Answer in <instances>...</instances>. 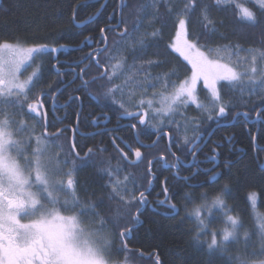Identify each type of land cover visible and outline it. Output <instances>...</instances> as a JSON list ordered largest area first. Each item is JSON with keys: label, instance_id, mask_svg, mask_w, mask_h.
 I'll use <instances>...</instances> for the list:
<instances>
[{"label": "snow or ice", "instance_id": "obj_1", "mask_svg": "<svg viewBox=\"0 0 264 264\" xmlns=\"http://www.w3.org/2000/svg\"><path fill=\"white\" fill-rule=\"evenodd\" d=\"M161 3L165 7V13L159 11ZM248 3L253 7H248L239 0H214V6L222 10L231 6L238 22L252 28H259L262 20L257 12L264 17V0H248ZM180 4L182 7L179 6ZM103 7L104 5H101V8ZM126 7L128 5L121 0V19L116 27L100 28L102 47L81 57L79 61L69 65L65 71H61V67L58 66L61 62L58 56L54 55L67 50L63 44L21 47L8 41L0 42V264H108L105 254L109 252L111 237L116 235L121 238V248L118 251H124L127 249L126 238L133 227L142 223L140 217L149 203L148 196L157 179L153 170L156 164L166 170L174 169V179L182 180L190 189L203 188L205 184H218L224 171H217V168L222 167L230 171L232 166V161L221 159L220 150L224 147V143L213 144L209 150L210 155L205 157V161L199 160L198 156L203 152V147L207 146L206 136L211 135L202 126L204 122L207 121L209 128L212 125L217 128L223 127L227 123L230 112L237 107L232 98L225 99L222 94L223 88L237 93L240 104L245 108L250 98L256 95L258 97L256 106L237 112L236 116L243 117L247 124H264V66L258 67V62L264 65V48L248 49L250 60L245 59L243 65L239 59L235 63L232 61V54L245 50L242 47L225 44L213 48L211 37L217 33V21L211 16L209 5L203 4L202 0H145L144 3L133 8L134 19L131 21V28L129 21L123 15V9ZM197 10L200 13L202 32L194 35L190 33L189 26L191 17ZM147 16L151 17L150 24L155 21L160 23L161 27L154 29L151 33H141L139 38L133 41V33H140ZM75 18L74 9L73 21ZM92 19L93 17H89L88 22ZM169 22L175 31L168 48L191 65V76L183 80H179V77L177 81L171 80V76L177 75L175 69L152 76L144 69L143 63L139 66L136 63L147 54L144 37L150 36L153 39L159 37ZM110 31L117 34V39L113 41L111 47L108 45L107 35ZM262 37H264V31H262ZM201 39L205 40L204 44L200 43ZM85 43L91 44L92 41L86 38ZM126 52L132 55V65H127L126 57L123 55ZM223 52H228L230 55L225 58L222 55ZM102 54L105 62L98 58ZM45 55L52 56L55 61L51 67L57 77L71 74L73 79L67 82L63 79L53 81L47 85V89L41 88L40 91L34 92L43 80L42 65H37L25 79L20 77L23 71L32 67V63L37 58ZM113 60L116 62L112 63ZM93 63L98 69V74L90 77L89 69ZM146 63L151 67L158 66L161 62L148 60ZM241 66L243 71L238 70ZM132 69L136 70L132 71ZM121 76L124 77L123 81L116 83L115 81ZM76 79L80 80V84L75 91L87 93L102 107L101 114L93 117L91 121L93 126L101 128L103 125V132H116L120 130V121H128L126 127L132 129L130 142L115 136L111 140L121 160L130 167H139L146 161V167L140 176V180H146V184L139 183L132 173L124 175L123 180L113 179V173L122 171L119 167L101 169V173L109 178L103 185L105 188H110L109 199L119 201L113 218L114 233H99L81 227L77 215H62L56 207L59 203V193L70 194L71 204L74 207L80 205L77 197L79 181L74 179V175L91 163L96 151H106L104 148H88L82 158L76 151L77 145L73 136L70 152L74 159L69 161L65 156L61 161L59 157L54 158L49 153V145L59 139L67 129H57L51 134L47 132V110L44 98L51 97L53 108L57 107L56 97L65 90L63 86L66 84L67 87H71ZM98 80L106 81L105 84L100 85L104 91L100 94L89 92L91 85L96 84ZM201 82L207 93L206 103L200 100L198 94V86ZM158 84L163 91L152 92L149 96V89L157 88ZM169 86L172 88L171 92L168 91ZM245 91L248 98H245ZM68 100L82 104V96L79 94L70 95ZM25 105L27 114L44 127V132L35 137L36 147L31 153H27L25 146L14 139L12 131L14 123L18 125L17 132H24L27 125L23 120L14 121L12 116L15 113L8 111L10 108H19L23 111ZM192 106L200 114L198 117H189L185 111H181ZM109 111L117 114V125L112 129L107 128V124L111 121ZM252 113L255 116L254 120ZM177 116L180 119H177ZM76 117L79 123L81 113L77 112ZM72 131L75 133L77 129ZM150 135L156 138L150 144H145L141 137ZM165 138L168 141V154L172 157L171 163L164 152H160L155 158L145 157L141 148L157 149L160 141ZM223 139L228 144L233 143L232 136H226ZM251 141L254 145L256 144L257 134H251ZM28 146H31L30 143ZM173 146L178 152L191 159H182L176 151H172ZM204 162L211 164L212 167L200 168V164ZM61 163L65 166L71 164L67 172L60 167ZM181 168H195V171L189 176H180ZM261 171H264V166L261 167ZM201 174L207 179L192 183ZM62 176L67 177L66 181L60 178ZM162 184L164 198L157 201L158 206L165 209L162 214L168 218H175L180 216L183 206L186 214L181 217L180 222L195 218L194 242L200 244L201 236L211 235L210 242L205 241L206 254L209 257L208 264H212V258L224 259L228 251L227 245L229 242L241 239L239 229L243 227L238 216L229 214L232 209L228 208L224 199L226 196H231L229 185L225 183L220 186L210 203L208 193H201L199 198L203 202L188 211L187 204L180 205L174 201L173 197L177 193L170 194L167 177ZM33 187L36 191L32 190ZM193 199L191 192H184L181 196V200L187 203H192ZM249 200L254 205L255 194H250ZM100 203L102 204L103 200ZM68 204L69 201L65 200V207ZM95 207L96 205L89 204L87 208L92 210L91 213L82 208L79 215H99L94 211ZM213 209L223 211L224 223L228 226L209 233ZM205 210L208 213L207 220L204 215ZM25 220L28 222H24ZM258 232L262 242L260 252H253L247 257L229 256L227 264H264V218H261ZM250 239V234L245 231L244 243L247 245ZM251 257L259 258L251 259ZM156 264H161L158 254Z\"/></svg>", "mask_w": 264, "mask_h": 264}, {"label": "trees", "instance_id": "obj_2", "mask_svg": "<svg viewBox=\"0 0 264 264\" xmlns=\"http://www.w3.org/2000/svg\"><path fill=\"white\" fill-rule=\"evenodd\" d=\"M106 2V4H105ZM128 7L123 9L124 18L129 21V27L131 28V21L134 19L131 14V8L138 6L140 3H144L145 0H124ZM241 3L247 4L248 7H253L248 0H239ZM203 4L209 5L211 9L212 18L217 21V33L211 37L212 47L217 45L232 44L238 45L245 49L239 51L236 54H232V61L235 63L237 59L243 61L245 59L250 60V54L247 51L251 48H264V37H262V31H264V17H258L262 20L261 27L252 28L246 24L237 21L233 14V8L230 6L227 9H220L214 6V0H202ZM101 5H105L103 11L98 18L91 24L77 28V24L83 23L89 20V17H94L101 8ZM119 5L120 0H0V42L8 41L12 44H20L23 46H33L40 44H63L67 48L69 62L79 61L81 57L85 56L92 50H94L97 44H101L100 28H107L109 26L116 27L121 17L119 18ZM179 6L182 7V4ZM75 9L76 18L73 21V10ZM255 10V9H254ZM151 11V10H149ZM159 11L165 13V7L163 3L159 6ZM199 10L193 13L191 17V24L189 26L190 33L200 34L202 27L199 21ZM111 17V19H110ZM150 16L144 19V23L140 29V33H133L132 40L139 38L141 33H151L154 29L160 28L161 25L158 22L153 21L151 24L149 20ZM121 27H123L121 25ZM174 28L169 25L163 28L159 37L153 39L150 36L144 37L146 40L147 54L137 60V66L141 63L144 64V69L151 73L152 76H156L162 73H168L173 69L176 70L177 75L171 76L172 81L183 80L191 76L190 66L184 62L178 55L171 52L168 48L169 43L174 37ZM108 45L112 46V43L117 39L115 32H108ZM223 37V38H222ZM86 38H90L92 43H85ZM201 44L205 43L204 39L200 40ZM204 50V49H202ZM155 54V55H154ZM126 57L127 65L133 64V58L130 53H123ZM222 55L227 58L230 53L223 52ZM119 57H117L118 59ZM102 62H105L104 55L100 57ZM159 60L161 63L158 66H148L146 61ZM116 61L113 60L112 63ZM36 65H42L43 80L34 92L40 91L41 88L47 89V85L53 81H58L52 70V62H50V56L45 55L42 58L36 60ZM264 66L261 62H258V67ZM243 68V66H241ZM136 69H132L135 71ZM98 74V69L93 63L89 72V76H95ZM142 76V73H141ZM124 77L116 80V83H121ZM104 80H98L96 84L91 85L89 92L93 94H100L104 89L100 87V84L104 83ZM155 82V81H153ZM223 83V82H222ZM93 92H92V91ZM163 88L158 84L157 88L149 89V96L152 92H162ZM168 91L171 92L172 88L169 86ZM198 94L201 101L207 102L206 91L199 87ZM222 94L225 99L232 98L237 104L228 118L225 126L215 129L216 126L212 125L208 127L207 121L202 125L207 131L212 133L211 136H206L207 146L203 147V152L198 156V159L205 161V157L210 155V148L215 143H224V147L220 150L222 160L232 161L231 170L217 168V171H224L223 177L219 180L218 184H205L203 188H187L182 180H176L173 177V170H166L161 165H154V172L157 179L154 181L151 194L148 196V205L144 209L143 215L140 217L142 223L135 225L132 232L127 239V249L124 251H118L121 248V238L113 235V261L116 263L131 262L132 264H156V255H159L161 264H208L209 257L207 256V246L205 241H210V234L200 237V244H196L193 240V236L196 232L195 218L185 219L183 223L180 222L181 217L186 214V209L182 206L180 216L175 218H168L162 213L164 208L158 206L157 201L163 199V184L162 181L167 177L168 186L170 188V194L172 192L177 193L173 197L174 201L180 205L187 204V210L190 211L203 201L200 200V194L207 192L209 196V203L212 197L217 193V190L223 184L227 183L231 189V196L224 197L225 202L229 209L232 211L231 215L238 216L242 222L243 227L239 229L241 235L247 231L251 239L247 245L239 241L230 243L227 245V253L224 259L212 258V264H227L229 256H248L255 252L260 245L258 241H261L259 232L255 229L253 217V205L249 200L250 194H255L256 197V211L264 216V171H261V167L264 166V124H247L243 117H237L233 121V117L237 112H242L247 109L254 108L258 103V97L253 95L250 98V102L245 108L240 104L238 94L230 92L228 88L222 89ZM245 98L247 92L244 93ZM93 99L85 98L83 102L92 103ZM185 111L189 117H198L200 114L195 107H189ZM91 111H89L90 113ZM180 119L179 116L176 117ZM74 116H71V120ZM252 119H255L254 113H252ZM251 134H257V142L254 145L251 141ZM232 136L233 143L228 144L224 142V137ZM105 138V136H103ZM143 138L151 143L156 137L154 135L143 136ZM93 140V139H90ZM94 141V140H93ZM103 143V142H101ZM164 142H160L157 149L144 150L145 157L155 158L160 152H164L169 162H172V157L168 154ZM172 151H176L177 155H180L182 159L190 160L191 157H185L182 153L178 152L176 147L172 148ZM84 151V150H83ZM259 157V158H258ZM70 158L69 161L71 159ZM79 163V161H78ZM71 167L69 163L65 166L64 171L67 172ZM111 167L115 169L121 168L119 173H113V179L123 180L124 175L132 173L139 183H145L146 180H140L141 172L146 167V161L139 167H129L120 157H105L103 155L92 158L91 163L84 169L78 171L74 175V179L79 181L77 186V197L80 201L79 206H73L71 204V196L68 194L69 204L57 205V209L65 215H77L80 219L81 227L88 230L104 232L110 230L115 232L113 227V218L115 212L119 206V201L109 199L110 188H105L108 182V177L101 173V169ZM211 164L204 162L200 164V168H210ZM195 171V168H181L180 176H189ZM207 177L203 174L197 176L196 180L192 183L203 182ZM85 188L87 189L85 191ZM184 192H191L194 196L192 203H187L181 200V196ZM103 200L101 204L100 201ZM89 204L96 205L95 212L99 215L86 214L80 216L81 209H86L91 213V209H88ZM155 209V210H154ZM205 219L208 218L207 210L204 212ZM225 217L223 211L213 209L212 223L209 225V233L214 230H220L228 225L224 223ZM259 257H251L256 259ZM121 263V264H122Z\"/></svg>", "mask_w": 264, "mask_h": 264}, {"label": "flooded vegetation", "instance_id": "obj_3", "mask_svg": "<svg viewBox=\"0 0 264 264\" xmlns=\"http://www.w3.org/2000/svg\"><path fill=\"white\" fill-rule=\"evenodd\" d=\"M115 35H117L116 32H115ZM98 47H102V45L97 44L96 48ZM66 51L61 52L59 54H54L58 56V59L61 62L60 65H58L59 67H61V71L67 70L68 66L74 63V62L68 61V56L64 55L67 53ZM101 56H103V54ZM100 57L98 58L100 59ZM50 62H52V64L55 63V61L52 59V56H50ZM35 65L36 63L34 62L32 64V67H29L27 71H25V73L31 70V68L32 70L35 69ZM80 66L83 67V65H80ZM90 69H89V72H90ZM53 73L55 74L54 70H53ZM21 76H23V74ZM57 78L58 80L63 79L65 82L73 79L71 74L67 76H63V77H57ZM79 84H80L79 79H76L75 83H73L71 87H67L65 84L63 86L65 90L62 92V94H58L56 97L57 107L55 108H53L52 106L51 97L44 98L46 100L45 108L47 110V123H48L47 132L51 134V133H55L57 129H67V131H65L63 135L59 137V139H56L54 143H51L49 145V153L54 158L59 157L62 161L63 158L68 155V144L70 147L73 136H74L75 142L77 145L76 151L80 153V156L82 158L84 157V154L87 152L88 148L106 149V151H103V152L96 151L92 158H95L100 155H104L105 157H120L119 154L115 151L111 140H112V137L115 136V137L124 138L126 141L130 142L131 136H132V129L126 127V125L128 124V121L127 120L120 121L119 122L120 130L116 132H111V131L103 132L102 131V128L104 127L103 125H101V128H97L93 126L91 121L93 117L99 116L101 114L102 107L98 105L94 100L92 101V103L83 102L85 98H89L90 100L91 98L88 96L87 93H77L75 91V89L77 88ZM77 94L82 96V104L81 102H76V101L70 102L68 100V97L70 95H77ZM29 98L30 99L32 98L31 95ZM61 105H63V107H60ZM8 111L10 113H15V115L12 116V119L14 121L18 122L20 120H23L25 124L27 125V128L24 132L17 133L16 128L18 125L14 123L12 126V131L14 132V139L20 141L21 143L24 141L27 142V145L25 146V150L27 153H31V151L36 147L35 137L40 136L44 132V127L41 124H37L36 121L33 120L27 114L26 105L23 111H21L19 108H10L8 109ZM89 111L91 112L89 113ZM104 111H107V110L104 109ZM77 112L81 113L79 123H77V117H76ZM108 115L111 117V121L110 123L107 124V128L112 129L116 127L117 125V119H116L117 114L109 111ZM71 116H74L73 120H71ZM73 129H77V131L74 133L72 131ZM103 136H105V138H103ZM90 139H93L94 141ZM141 139L143 140L145 144H150L143 138V136L141 137ZM160 142L161 143L164 142L165 143L164 146H166L167 148L168 141L166 138L161 140ZM29 143L31 145L30 147L28 146ZM117 143H119V140H117ZM134 146H138V145H134ZM121 147H123V144H121ZM144 149L145 148H141V151L143 153H144ZM125 151H127V149H125ZM13 155H15V153H13ZM129 156L131 158V154H129ZM60 167H62L64 170L65 165L61 163ZM140 171H141V168H140ZM60 178L64 179L65 181L67 179L66 176H62ZM35 190L36 188L34 187V191ZM58 199H59V203L57 205L59 204L64 205V201L69 200L68 194L62 193L61 195H59ZM42 202L47 203L46 201H42ZM24 222H28V221L25 220Z\"/></svg>", "mask_w": 264, "mask_h": 264}, {"label": "rangeland", "instance_id": "obj_4", "mask_svg": "<svg viewBox=\"0 0 264 264\" xmlns=\"http://www.w3.org/2000/svg\"><path fill=\"white\" fill-rule=\"evenodd\" d=\"M132 10H133V8H131V14H133V12H132ZM17 45H19V46H21V47H28V46H23V45H20V44H17ZM176 55H178L177 53H175ZM179 56V55H178ZM182 60H183V58L182 57H180ZM38 59V58H37ZM36 59V60H37ZM36 60H35V62H36ZM184 61V60H183ZM184 62H186V61H184ZM187 63V62H186ZM33 64V63H32ZM188 64V63H187ZM189 65V64H188ZM190 66V68H191V65H189ZM34 70V69H33ZM32 70V68H31V70H29L28 72H26L25 73V71H23V76H21L20 78L21 79H25L28 75H30L31 74V72L33 71ZM238 70H241V71H243V68H239ZM106 82H104V83H102V84H105ZM102 84H100V85H102ZM199 87H202L203 88V85H202V82H201V84L198 86V89H199ZM92 91V90H91ZM93 92V91H92ZM207 94V93H206ZM200 98V97H199ZM192 107H194V106H192ZM17 132V131H16ZM18 133V132H17ZM22 144L24 145V146H26L27 145V142L26 141H24V142H22ZM144 150H152V149H144ZM104 156V155H103ZM67 158L68 159H70V158H73V156H72V154H71V152H70V147H69V144H68V155H67ZM21 163L23 164V161H21ZM54 163H55V160H54ZM139 173H141V171H139ZM33 191H34V187H33V189H32ZM36 191V190H35ZM62 193H59L58 194V198H59V195H61ZM60 205V204H59ZM253 205V204H252ZM57 206V205H56ZM253 207V217H252V220L254 221V224H255V229L258 231V229H259V224H260V222H261V218H264V216H262L260 213H258L257 211H256V202H255V204L252 206ZM64 208H65V210H66V207H65V205H64ZM60 211V210H59ZM61 212V211H60ZM61 214L62 215H65V214H63L62 212H61ZM71 215V214H70ZM65 216H68V215H65ZM80 220V219H79ZM97 232H99V233H105V232H111L110 230H105L104 232H100V231H97ZM211 237V236H210ZM113 238H114V236H112L111 237V244H110V246H109V252L107 253V254H105V258H106V260H108V264H121V263H116L115 261H113V257H114V253L115 252H113V245H114V241H113ZM241 239H242V242L244 241L243 240V235H241ZM210 240H211V238H210ZM207 242H210L209 240H206ZM230 243H233V242H229V244ZM258 244L260 245V247L257 249V250H255V252L256 253H259L260 252V249H261V244H262V242L261 241H258ZM250 254H251V252H250ZM122 264H132L131 262H129V263H127V262H124V263H122Z\"/></svg>", "mask_w": 264, "mask_h": 264}, {"label": "water", "instance_id": "obj_5", "mask_svg": "<svg viewBox=\"0 0 264 264\" xmlns=\"http://www.w3.org/2000/svg\"><path fill=\"white\" fill-rule=\"evenodd\" d=\"M120 3H121V0H120ZM125 3H126V2H125ZM105 4H106V2H105ZM104 7H105V5H104ZM104 7H103L102 9H100V11L98 12V14H96L90 22L86 21V22H83V23H79V24H77V28L82 29L83 27H85V26H87V25L93 23V22L98 18V16L101 14V12L103 11ZM120 12H121V9H120V5H119V18L121 17ZM235 117L237 118V117H239V116H235ZM236 118H235V119H236ZM235 119H234L233 121H235ZM219 128H221V127H219ZM219 128L216 127L215 129H219ZM213 132H214V130L212 131V133H213ZM212 133H211V134H212ZM210 136H211V135H210ZM210 136H209V137H210ZM209 137H208V138H209ZM208 138H207V140H208ZM166 139H167V138H166ZM207 140H206V142H207Z\"/></svg>", "mask_w": 264, "mask_h": 264}]
</instances>
